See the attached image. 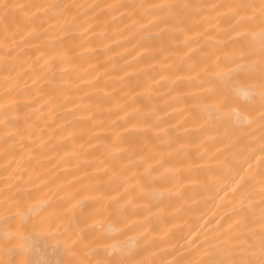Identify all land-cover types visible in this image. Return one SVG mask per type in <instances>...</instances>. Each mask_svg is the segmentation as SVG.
I'll return each instance as SVG.
<instances>
[{"label":"bare ground","instance_id":"obj_1","mask_svg":"<svg viewBox=\"0 0 264 264\" xmlns=\"http://www.w3.org/2000/svg\"><path fill=\"white\" fill-rule=\"evenodd\" d=\"M2 2L0 264H97L125 242L130 260L189 264L221 225L258 221L261 81L231 71L249 49L210 5L260 0ZM148 4L196 7L149 26L169 10ZM15 184L47 208L5 212Z\"/></svg>","mask_w":264,"mask_h":264},{"label":"snow or ice","instance_id":"obj_2","mask_svg":"<svg viewBox=\"0 0 264 264\" xmlns=\"http://www.w3.org/2000/svg\"><path fill=\"white\" fill-rule=\"evenodd\" d=\"M12 7L9 4L3 3L0 0V8L5 10ZM23 8V5L17 6ZM55 5H45L44 8H55ZM108 7H120L115 5H108ZM139 7L146 10H169L167 14H152L151 20L148 25L160 24L167 25L170 17L173 16L174 9L183 8L191 9L196 7L191 4L173 5V4H148L140 5ZM212 8L223 7L227 9L226 15L230 21L229 31L235 34L234 42L246 41L249 54L247 56L241 54L237 59L241 63H237L236 67L231 71L237 73H247L250 77L254 78V73L258 69L259 79L261 81V111L259 119L261 121V152H264V0H260V4L249 3H233L228 5H210ZM258 29V31H257ZM163 32V29L161 30ZM259 41V62L253 60L255 55V43ZM217 57V61H219ZM236 63V59H232ZM219 75V73H217ZM7 80V77L5 78ZM0 107L7 110V104H0ZM209 112V120H211V113L219 111L215 105L207 106ZM6 192L11 195H4V211H10L11 207L17 209V215L24 216L27 212L42 213L48 206L47 201L34 199L32 192L25 185H10L7 187ZM261 207L259 219L250 221L247 216H240L238 219L229 223L227 226H220V231L215 236V243L208 244L207 250L204 253V258L196 261L189 262V264H264V183L261 187ZM71 197V194H67ZM31 202V204L29 203ZM76 204L71 207H76ZM23 205V209H21ZM52 213H49L51 219ZM86 223V220L84 221ZM137 225H131V230H135ZM125 244L121 245V253L114 258L98 261L97 264H155L154 261L143 260L135 261L130 260L127 255ZM84 264V262H81ZM175 264V262H174Z\"/></svg>","mask_w":264,"mask_h":264}]
</instances>
